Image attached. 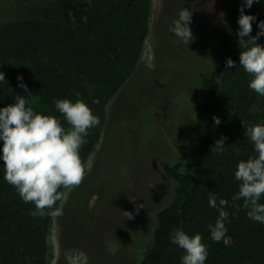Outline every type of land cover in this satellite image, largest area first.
<instances>
[{"label": "trees", "instance_id": "obj_1", "mask_svg": "<svg viewBox=\"0 0 264 264\" xmlns=\"http://www.w3.org/2000/svg\"><path fill=\"white\" fill-rule=\"evenodd\" d=\"M34 1L31 7L22 6L21 14L0 21V72L5 75L0 108L14 104L15 96L30 93L26 98L37 113L57 117L67 129L54 100H82L101 122L89 130L80 149L86 164L100 140L108 103L138 65L149 33L152 0ZM241 6L242 0H227L218 18L225 29L209 53L210 70L195 72L203 95L190 103L199 113L200 136L182 161L165 169L174 184L173 196L156 212L138 264H181L184 252L169 239L174 227L203 237L209 251L206 264H264V224L250 220L243 200L234 199L239 192L236 166L255 155L246 131L264 122V97L249 88L252 77L239 65L244 50L237 36ZM245 15L256 17L250 33L255 37L260 31L257 23L264 21V0L246 8ZM260 39L256 43L264 47ZM229 58L236 67H225ZM17 76H23L28 93L17 86ZM221 140L222 153L215 148ZM3 176L0 161V264H48L53 215L31 216L34 206L25 204ZM209 192L228 201L225 210L231 222L221 242L210 239L208 225L215 223L218 213L209 207Z\"/></svg>", "mask_w": 264, "mask_h": 264}, {"label": "rangeland", "instance_id": "obj_2", "mask_svg": "<svg viewBox=\"0 0 264 264\" xmlns=\"http://www.w3.org/2000/svg\"><path fill=\"white\" fill-rule=\"evenodd\" d=\"M34 2L0 0V21ZM226 3L152 0L138 65L106 107L82 183L63 189L62 215L53 216L49 228L48 264H138L156 212L173 196L165 169L182 161L200 136L199 113L190 103L203 95L195 72L210 70L209 53L225 29L218 18ZM183 8L191 13L188 46L169 32Z\"/></svg>", "mask_w": 264, "mask_h": 264}, {"label": "clouds", "instance_id": "obj_3", "mask_svg": "<svg viewBox=\"0 0 264 264\" xmlns=\"http://www.w3.org/2000/svg\"><path fill=\"white\" fill-rule=\"evenodd\" d=\"M261 0H242L238 18L237 36L240 49L239 65L252 79L249 88L264 97V47L256 41L264 36V21L257 23L260 31L251 37L252 23L256 22L253 15H245L254 3ZM191 13L181 9L170 27L169 32L181 43L192 42L190 29ZM248 37L247 39H245ZM226 68L236 67L230 58ZM18 87L25 93L29 92L23 76H17ZM5 81L4 73L0 72V82ZM28 95H31L30 93ZM26 96L17 95L15 103L0 108V161L3 162V179L13 186L25 204L34 206L30 212L33 217L46 215H62V209L56 207L57 202L64 199V190L79 186L84 177L86 166L80 157L82 145L87 143L89 130L100 125V119L82 100L73 103L69 99L54 100L55 109L63 116L70 126H62L61 120L55 116L37 113ZM215 123L220 120L215 118ZM253 144L254 156L246 161L238 162L234 178L239 182V192L234 199H242V207L247 210V217L264 224V122L251 126L246 131ZM215 148L222 153L223 140L216 143ZM208 204L217 211L214 224L208 225L210 239L221 242L227 236L230 223L229 212L226 211L228 201L220 198L217 193L209 192ZM143 205L137 206L138 213ZM127 219H134L131 212H124ZM170 243L183 250L181 264H206L209 251L202 243L200 234L189 236L182 227H174L169 233Z\"/></svg>", "mask_w": 264, "mask_h": 264}]
</instances>
